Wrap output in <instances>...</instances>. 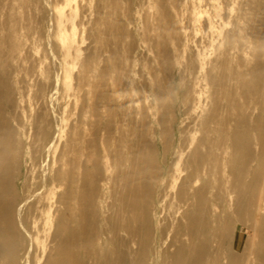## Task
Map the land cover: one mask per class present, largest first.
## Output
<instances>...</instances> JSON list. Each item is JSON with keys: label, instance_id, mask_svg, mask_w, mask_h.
<instances>
[{"label": "bare ground", "instance_id": "obj_1", "mask_svg": "<svg viewBox=\"0 0 264 264\" xmlns=\"http://www.w3.org/2000/svg\"><path fill=\"white\" fill-rule=\"evenodd\" d=\"M263 211L264 0H0V264H237Z\"/></svg>", "mask_w": 264, "mask_h": 264}, {"label": "rangeland", "instance_id": "obj_2", "mask_svg": "<svg viewBox=\"0 0 264 264\" xmlns=\"http://www.w3.org/2000/svg\"><path fill=\"white\" fill-rule=\"evenodd\" d=\"M262 214L263 217H260L262 219V223L258 221L257 215L248 218L243 217L242 219H240V225H242V227L244 228V232H242L241 234L236 232V234H238L237 248L242 252L245 251V253L241 254V256L237 258V264H242V261L246 257H248V259L251 257L250 264H264V253L262 252V248L264 247V211L262 212ZM257 223L259 224V226L257 227V229H255V224ZM249 225L252 226L251 228L255 229V233L257 232V239H261L255 246V249L252 250L253 253H251V256L250 254H248V252L250 242L253 241V236L251 232H248Z\"/></svg>", "mask_w": 264, "mask_h": 264}]
</instances>
